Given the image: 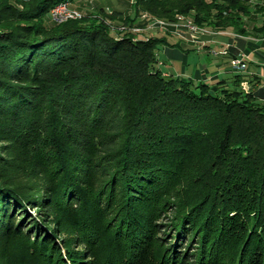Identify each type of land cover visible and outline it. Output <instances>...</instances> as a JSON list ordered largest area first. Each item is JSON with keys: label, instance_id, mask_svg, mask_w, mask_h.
I'll list each match as a JSON object with an SVG mask.
<instances>
[{"label": "trees", "instance_id": "trees-1", "mask_svg": "<svg viewBox=\"0 0 264 264\" xmlns=\"http://www.w3.org/2000/svg\"><path fill=\"white\" fill-rule=\"evenodd\" d=\"M64 1L0 0V264H264L260 79L164 76L157 36L48 22ZM249 1L134 5L220 26Z\"/></svg>", "mask_w": 264, "mask_h": 264}, {"label": "rangeland", "instance_id": "rangeland-1", "mask_svg": "<svg viewBox=\"0 0 264 264\" xmlns=\"http://www.w3.org/2000/svg\"><path fill=\"white\" fill-rule=\"evenodd\" d=\"M62 4H64L65 9L75 11L79 15L78 19L84 17L101 18L108 25L112 34L120 36L124 32H129L134 35L133 38L140 39L157 36L161 42L169 38V35L179 37L184 35L197 51L201 50L205 42H212L219 38L224 40V49L219 52L221 54H227L232 46L235 48V42L261 41L264 39V0H251L246 3L244 5V12L239 14L236 23L233 25V23L228 22L232 26L228 25L225 21H222L223 23L220 26L214 25L212 22L213 18L211 17L212 14L206 16L204 23H195L192 18L193 11V13L190 12L186 15L180 14L169 4L164 7V9H167L164 16L148 14L142 8L135 7L134 0H66L55 5L54 8ZM225 15L227 16L228 13L224 12L223 16L225 17ZM229 19L231 20V18ZM47 20L55 24L59 23L52 20L49 13ZM260 27L262 31L258 30ZM157 55L158 53H156V68L163 66L162 61ZM236 56L241 57L245 63L243 54L237 53ZM232 59L234 57L230 58V66ZM161 73L167 76L166 73L162 71ZM34 214L33 210L27 209V213L25 214L26 220Z\"/></svg>", "mask_w": 264, "mask_h": 264}, {"label": "crops", "instance_id": "crops-1", "mask_svg": "<svg viewBox=\"0 0 264 264\" xmlns=\"http://www.w3.org/2000/svg\"><path fill=\"white\" fill-rule=\"evenodd\" d=\"M223 42L222 38L205 42L201 50L197 51L184 35H169L158 45L157 56L163 63L158 68L166 75L183 76L188 80L196 79L208 84L218 80L230 82L235 74L245 79L256 76L264 86V39L235 42V48L230 47L227 54L219 53L224 49ZM237 53L245 57L244 70L229 65L230 58L236 57ZM242 82L248 84L246 80Z\"/></svg>", "mask_w": 264, "mask_h": 264}, {"label": "built area", "instance_id": "built-area-1", "mask_svg": "<svg viewBox=\"0 0 264 264\" xmlns=\"http://www.w3.org/2000/svg\"><path fill=\"white\" fill-rule=\"evenodd\" d=\"M72 14H77V13H75V11H68V9H65V7L61 8V10H58L53 13L54 21L57 22L58 18H67L68 15H72ZM231 66L237 70H244L245 63L243 62V59L241 57L236 56L234 57V59H232ZM248 87L249 86L247 85V83H242V88L244 90H247Z\"/></svg>", "mask_w": 264, "mask_h": 264}, {"label": "bare ground", "instance_id": "bare-ground-1", "mask_svg": "<svg viewBox=\"0 0 264 264\" xmlns=\"http://www.w3.org/2000/svg\"><path fill=\"white\" fill-rule=\"evenodd\" d=\"M56 8H58V9H56ZM61 8H64V4H62V5H59V6H57V7H53V8H51L50 9V11H49V15H50V17H51V19L52 20H54V15H53V13L54 12H56V11H58V10H61ZM69 11V10H68ZM72 11V10H71ZM76 13V12H75ZM143 17V16H142ZM78 19L79 18V15L78 14H72V15H68V17L67 18H58L57 19V22H63V21H65V20H67V19ZM51 20V21H52ZM160 21V20H159ZM164 21V20H163ZM161 22V21H160ZM157 23H158V20H157ZM165 23V22H164ZM153 24V23H152ZM193 24V23H192ZM154 25H155V23H154ZM157 25V24H156ZM197 27H198V25H197ZM161 28V27H160ZM163 28V27H162ZM138 29V28H137ZM204 29V28H203ZM210 31H211V29H209ZM204 32V31H203ZM213 33V32H212ZM200 34V33H199ZM203 34V33H202ZM207 34V33H206ZM201 35V34H200ZM207 35H209V34H207ZM248 85V84H247Z\"/></svg>", "mask_w": 264, "mask_h": 264}, {"label": "water", "instance_id": "water-1", "mask_svg": "<svg viewBox=\"0 0 264 264\" xmlns=\"http://www.w3.org/2000/svg\"><path fill=\"white\" fill-rule=\"evenodd\" d=\"M61 23V22H60Z\"/></svg>", "mask_w": 264, "mask_h": 264}]
</instances>
